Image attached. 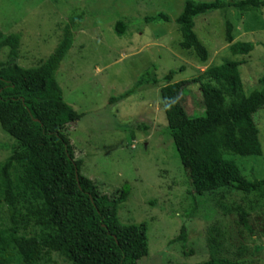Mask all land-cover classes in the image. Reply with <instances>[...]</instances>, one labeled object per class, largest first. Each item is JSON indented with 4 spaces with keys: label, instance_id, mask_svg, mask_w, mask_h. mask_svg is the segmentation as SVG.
I'll return each mask as SVG.
<instances>
[{
    "label": "rangeland",
    "instance_id": "1",
    "mask_svg": "<svg viewBox=\"0 0 264 264\" xmlns=\"http://www.w3.org/2000/svg\"><path fill=\"white\" fill-rule=\"evenodd\" d=\"M212 2L214 0H191ZM223 2L240 0H221ZM185 0H0V31L21 36L16 64L39 67L55 50L70 18L71 49L59 65L55 79L63 101L81 118L62 131L81 164V174L101 194L112 196L123 185L130 195L118 211L124 225H145L147 255L138 264H202L226 260L230 264H264V199L226 189L197 197L182 167L172 140L159 90L165 83L143 86L116 101L145 73L161 80L170 71L171 83L188 81L209 67L242 62L239 74L245 94L257 88L264 75V7L209 12L194 19V33L208 58L202 63L192 51L180 49L176 20ZM159 14L168 18L146 22ZM125 33L118 36L115 24ZM233 26L234 42L252 43L247 56H232L225 41V23ZM8 49L0 50V63ZM111 99H115L111 101ZM198 86L191 84L181 98L189 132L202 116ZM259 132L260 157L233 161L249 182L264 177V108L254 116ZM14 141L0 128V165L10 156ZM18 175V173H16ZM16 211L0 205V261L20 264L12 237L45 236V227L26 216L22 201ZM248 215L249 230L239 221ZM184 230L186 242H172ZM39 264H71L57 252L45 253Z\"/></svg>",
    "mask_w": 264,
    "mask_h": 264
},
{
    "label": "trees",
    "instance_id": "2",
    "mask_svg": "<svg viewBox=\"0 0 264 264\" xmlns=\"http://www.w3.org/2000/svg\"><path fill=\"white\" fill-rule=\"evenodd\" d=\"M263 7L264 0H185L176 20L181 36L179 47L192 51L205 63L207 50L193 31L196 17L228 8L251 12ZM159 20L167 22L168 18L159 14L145 19ZM78 24L79 17L70 18L53 53L39 67L30 69L16 64L21 36L0 31V50L8 49L7 60L0 63V128L14 141L10 156L0 165V205L4 203L16 211L25 201L27 218L47 230L41 238L12 237L20 264H39L42 256L50 252L59 253L71 264H138L148 251L145 225H124L118 219L130 187L125 184L112 196L101 194L81 174V164L61 133L68 124L81 118L63 101L55 79L59 65L71 49L73 30ZM125 29L122 21L115 24L118 36L124 35ZM232 31L233 26L227 21L225 41L231 55L250 54L253 44L233 43ZM240 65L242 62L227 61L178 83H171L175 71L161 80L145 72L132 89L116 99L124 100L143 86L165 83L159 94L167 135L197 197L230 189L264 199V177L249 182L233 161L223 157L261 156L254 116L264 108V75L258 79L257 88L247 95L240 79ZM191 84L198 86L203 112L194 120L195 128L183 132L181 128L188 116L181 98ZM247 218L245 212L240 213V224L249 230ZM177 241L186 242L183 229L172 242ZM0 264L7 263L0 261ZM202 264L230 263L213 259Z\"/></svg>",
    "mask_w": 264,
    "mask_h": 264
}]
</instances>
